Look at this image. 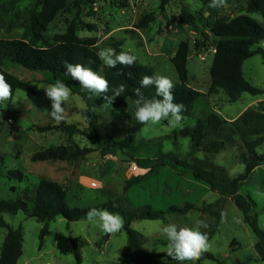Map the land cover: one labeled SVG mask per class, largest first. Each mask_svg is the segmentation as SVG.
I'll return each mask as SVG.
<instances>
[{"label": "rangeland", "instance_id": "1", "mask_svg": "<svg viewBox=\"0 0 264 264\" xmlns=\"http://www.w3.org/2000/svg\"><path fill=\"white\" fill-rule=\"evenodd\" d=\"M35 1L0 0V38L24 36ZM209 3L208 0H171L161 10V0H67L66 8L45 32L48 41L75 21L78 36L98 38V51L111 47L119 53L131 48L137 62L154 74L169 77L174 84L180 79L171 57L184 46L188 52L189 85L202 92L203 96L194 102L191 115L183 116L179 126L171 127L166 120L148 123L132 138L127 137L135 119L134 102L127 100L115 108L101 100L94 108L97 140L83 115L85 102L72 90L69 100L63 105L67 113L64 122L57 124L48 113L51 101L43 88L58 80L67 85L68 79L7 63L4 69L24 84L11 100L0 102V156L4 159L0 168V200L15 199L24 187L46 178L66 189L67 202L72 207L104 209V206L122 201L126 210L147 205L153 211H163L161 219L132 222V228L145 237L143 248L153 254L168 252L167 238L161 231L164 225L174 223L178 228L195 227V222L202 219L208 227L200 231L207 233L208 252L213 253L217 261L205 259L195 264H264L254 247L255 235L231 196L221 190L212 191L208 184L195 179L190 170L166 164L155 175L140 182L133 180V184L126 188L128 180L148 171L141 168L135 159L150 163L159 156V152H174L187 160L193 156L203 159L209 167H223L232 178L244 172L242 156L246 149L238 135L216 152L205 150L213 139L210 137L192 154L190 136L181 133L185 127L194 128L199 119L212 112L233 121L249 108L261 109L259 102L264 101V92L257 96L243 92L236 102H229L222 89L212 87L210 66L219 38L208 30V25L248 13L251 0H227V7L223 8H209ZM183 10L193 16V24L179 22ZM250 15L258 21L263 20L257 12ZM146 17L149 19L145 25L138 27V22ZM85 24L92 28L85 27ZM261 47L264 48V44ZM243 73L249 83L264 90V60L261 55L247 59ZM63 123L75 124L84 134L68 135L61 128ZM47 124L58 127L44 132L35 128V125ZM70 144L89 148L91 152L78 163L32 161L33 154L38 151ZM258 151L264 154V144ZM9 170L20 171L22 180L5 178ZM255 189L264 191V165L256 167L239 190L256 203L254 211L258 214L260 227L264 229V199L253 196ZM186 203L193 204L194 208L186 213L170 209L183 208ZM221 210L228 214L226 223L220 221ZM4 217L10 226L22 227L23 254L18 264H78L75 246L82 257L80 264H120L119 257L127 244L123 228L118 233L105 234L86 218L68 222L59 216L49 222L48 230L41 238L43 224L36 218L28 217L23 211L5 214ZM6 233L7 229H0V247ZM152 264L181 262L158 257Z\"/></svg>", "mask_w": 264, "mask_h": 264}, {"label": "trees", "instance_id": "2", "mask_svg": "<svg viewBox=\"0 0 264 264\" xmlns=\"http://www.w3.org/2000/svg\"><path fill=\"white\" fill-rule=\"evenodd\" d=\"M171 0H161L160 9L164 10L165 5ZM210 2V0H208ZM67 0H36L29 13L28 25L22 38L4 39L0 38V74L7 83L11 85L13 98L17 89L24 83L15 75L4 69L7 63L19 65L30 71H41L50 74L60 75L68 79L67 86L76 94L80 95L86 104L83 115L95 139H99L97 124L95 121L94 108L103 96H95L83 89L78 81L72 80L65 75V63H80L91 68L98 75L103 76L109 82L107 95H113V89L120 85L125 91L117 97L111 106L118 108L125 101L134 102L135 89L140 86V80L144 75H154L145 65L135 62L131 67L118 65L116 68H109L97 57L98 52L97 37H80L77 34V23L72 21L63 33L55 34L51 41H48L45 32L49 24L56 16L66 8ZM257 12L261 15L262 21H258L250 14ZM148 17L141 19L137 26L143 27ZM180 23L193 24V16L183 10L180 13ZM85 27L92 28L90 24ZM91 30V29H89ZM208 30L219 38L215 47V53L210 66V77L212 87L222 89L228 97L229 102H236L243 92L257 96L264 92L249 83L243 73L244 62L254 55H261L264 60V0H251L250 11L246 14L235 16L231 19H220L211 22ZM180 82L175 84L173 94L175 102L185 106L183 116H190L194 102L203 93L189 85L188 52L182 46L171 57ZM123 73V74H119ZM131 73V76H129ZM146 98L156 97L155 88L150 86L142 89ZM9 99V100H11ZM261 109L255 107L247 109L237 119L228 121L216 112L210 113L207 117L199 119L194 128L185 127L182 130L184 136H190L191 153L197 152L204 141L213 137L207 143V152H216L230 144L236 135L246 149L242 156L245 166L244 172L236 177H230L223 167H209L203 159L192 157L190 160L179 158L174 152L162 153L153 162L146 163L140 159L135 162L141 168H147L144 175L135 177L127 181L126 188L135 182H140L155 175L158 170L168 164L173 168L182 167L190 170L193 177L210 186L212 191L221 190L225 195H230L232 201L242 212L245 223H247L255 235L254 244L259 258L264 262V229L258 222V214L254 211L256 203L248 195L239 192L241 186L249 178L250 174L260 165H264V154L258 151L264 144V101H260ZM136 106L134 103V112ZM145 124L133 119V128L129 131L127 138H132ZM57 125H35L36 130L44 132L57 128ZM61 128L70 136L80 133L84 134L75 124L63 123ZM91 149L81 148L73 145L51 146L45 150L33 154L32 161H67L68 163H78L83 157L90 153ZM4 165V159L0 156V168ZM0 178L2 174L0 172ZM8 180H22V173L18 170H9L6 173ZM15 191V187H12ZM194 208L191 203H186L183 208L171 207L173 211L186 213ZM90 208L70 206L67 202L66 189L56 181L41 178L38 183L24 187L20 195L15 199L0 200V229H7L5 239L0 247V264H18L23 254V231L19 226H10L4 215L16 214L23 211L28 217H33L42 222V238L48 230L49 222L62 216L68 222L86 218V213ZM110 212L117 213L123 217L124 227L127 234V244L124 246L119 257L120 264H152L154 259L164 257L175 261L167 253L153 254L143 248L144 235L132 228V222L139 219H161L163 211H153L147 205L126 210L122 201H117L116 205L104 206ZM77 263L82 261L81 254L77 251ZM211 259L217 261L211 252H205L201 260Z\"/></svg>", "mask_w": 264, "mask_h": 264}, {"label": "clouds", "instance_id": "3", "mask_svg": "<svg viewBox=\"0 0 264 264\" xmlns=\"http://www.w3.org/2000/svg\"><path fill=\"white\" fill-rule=\"evenodd\" d=\"M208 7H227V0H210ZM96 55L109 68H116L118 65L125 68L131 67L137 60V56L133 54L131 48L117 53L115 49L107 47L100 49ZM65 75L70 76L72 80L78 81L79 85L89 93L98 97L103 96L105 104H112L125 91L124 86L120 85L118 88L113 89V95H107L110 87L108 80L80 63L66 62ZM129 76H131V73H129ZM150 86L155 88L156 97L158 98L149 99L145 97L142 89ZM174 87L175 84L167 76L160 74L144 75L140 80V86L135 89L137 99L134 103L137 122L143 125L148 123L157 124L166 120L171 127L179 126L183 120L182 113L185 111V106L182 103L175 102ZM43 89L47 98L51 101L49 115L57 124L64 122L67 118V113L63 105L69 100L71 89L63 81L59 80ZM11 97V85L0 74V102L7 101ZM252 194L258 199H264V191L260 189H255ZM227 215L226 211H220L221 223L227 222ZM86 219L89 223L109 235L118 233L124 227L123 217L107 209L92 207L87 211ZM234 221L239 222L236 218H234ZM207 227L208 224L202 219L195 222V227L178 228L174 223L164 225L161 231L167 238V255L174 260L180 261L181 264L183 262L195 264L210 248L207 233L200 231L201 228Z\"/></svg>", "mask_w": 264, "mask_h": 264}, {"label": "crops", "instance_id": "4", "mask_svg": "<svg viewBox=\"0 0 264 264\" xmlns=\"http://www.w3.org/2000/svg\"><path fill=\"white\" fill-rule=\"evenodd\" d=\"M263 44H264V43H263ZM263 44H262V45H263Z\"/></svg>", "mask_w": 264, "mask_h": 264}]
</instances>
